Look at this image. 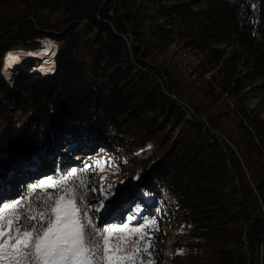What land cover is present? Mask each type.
Wrapping results in <instances>:
<instances>
[{
  "label": "trees",
  "instance_id": "trees-1",
  "mask_svg": "<svg viewBox=\"0 0 264 264\" xmlns=\"http://www.w3.org/2000/svg\"><path fill=\"white\" fill-rule=\"evenodd\" d=\"M45 38L51 75L5 76ZM99 154L125 187H92ZM61 196L118 256L139 240L114 264H162L164 226L170 264H264V0H0V218Z\"/></svg>",
  "mask_w": 264,
  "mask_h": 264
},
{
  "label": "snow or ice",
  "instance_id": "snow-or-ice-1",
  "mask_svg": "<svg viewBox=\"0 0 264 264\" xmlns=\"http://www.w3.org/2000/svg\"><path fill=\"white\" fill-rule=\"evenodd\" d=\"M63 199L61 196L60 200L54 202L55 206L51 209L55 214L54 219L49 216L46 225L41 224L40 227H24L20 223H14V219L20 220L16 213L12 214L14 219L0 218V255L12 264H93L94 261L99 264L93 246L94 236L103 240L98 250L103 252V259L107 264L131 260L132 253L139 251L138 240L126 255L118 256V253H125L127 242L124 238L117 237L118 243H110L102 234L109 231L107 228L95 230L86 216L84 219L87 223H82L78 209L70 205L62 206ZM26 219L31 221L36 217L29 216ZM124 230L119 229L120 232ZM134 231L138 232L139 229ZM122 244L124 247H121Z\"/></svg>",
  "mask_w": 264,
  "mask_h": 264
},
{
  "label": "rangeland",
  "instance_id": "rangeland-1",
  "mask_svg": "<svg viewBox=\"0 0 264 264\" xmlns=\"http://www.w3.org/2000/svg\"><path fill=\"white\" fill-rule=\"evenodd\" d=\"M50 40V39H48ZM55 46V45H54ZM54 48V47H53ZM52 48V53L50 55H48V58L46 60L43 59H38V57L36 59H28V63H35V65L40 64L42 66H37V68L35 69V71L37 72H43L45 75H51L55 69V64L54 61L52 60L54 57L56 58L58 55V51H59V47L58 45H56V48L53 49ZM27 54H25L24 57H26ZM27 62V59L23 60L20 64L16 65L14 70H11V73L9 75H6L5 71H4V65H3V72L5 74V76H8V78H12V80L16 77V75L20 72H23L22 70H25L23 67V64ZM34 65V66H35ZM26 71V70H25ZM41 74V73H40ZM43 75V74H42ZM12 82V81H11ZM105 147V146H104ZM96 153V152H95ZM76 158L82 157V156H75ZM110 157V158H109ZM74 158V159H76ZM111 156H104L102 154H99L97 158H94V160H89V166L88 169H91V179L92 181V187L97 188L99 190H109L112 189L113 187H125L126 182L128 180H124L122 178L119 177H110L107 176V174L105 173H101L100 172V168L108 163V160L111 159ZM98 190V191H99ZM97 191V193H98ZM96 193V191H94ZM98 194H95V199L98 200L97 202H100L101 204H109V197H98ZM101 198V199H100ZM74 206V204L70 201L64 202L62 203V206ZM163 229L166 232V235L164 237V239L162 240V242L160 243V245L162 246V249L164 251V258L165 260L162 262V264H170V261L172 259V257L174 256V252L175 250L172 248L173 244H174V235H175V231L170 229L169 227H163Z\"/></svg>",
  "mask_w": 264,
  "mask_h": 264
},
{
  "label": "bare ground",
  "instance_id": "bare-ground-1",
  "mask_svg": "<svg viewBox=\"0 0 264 264\" xmlns=\"http://www.w3.org/2000/svg\"><path fill=\"white\" fill-rule=\"evenodd\" d=\"M56 45H58V44L57 43L54 44L53 40H49L43 46V50L42 51H39V52H36V53H34L33 51H29L28 53L33 52L31 55H29L28 53H19V52H15V51H10L8 54H6V56H5L4 60H3L4 61L3 62L4 71H5L6 75H9L11 73V70L16 65L20 64L23 61L22 56L24 57L25 54L28 55V59H36L38 57V59L46 60L48 58V55H50L52 53V51H53L52 48L53 47L56 48Z\"/></svg>",
  "mask_w": 264,
  "mask_h": 264
},
{
  "label": "water",
  "instance_id": "water-1",
  "mask_svg": "<svg viewBox=\"0 0 264 264\" xmlns=\"http://www.w3.org/2000/svg\"><path fill=\"white\" fill-rule=\"evenodd\" d=\"M42 41H41V47H40V50L43 48V46L46 44V42L47 41H49L47 38H45V39H41ZM35 51H37V50H35Z\"/></svg>",
  "mask_w": 264,
  "mask_h": 264
},
{
  "label": "built area",
  "instance_id": "built-area-1",
  "mask_svg": "<svg viewBox=\"0 0 264 264\" xmlns=\"http://www.w3.org/2000/svg\"><path fill=\"white\" fill-rule=\"evenodd\" d=\"M42 41V40H41ZM53 43L55 44L56 42L53 41ZM43 49V48H42Z\"/></svg>",
  "mask_w": 264,
  "mask_h": 264
}]
</instances>
